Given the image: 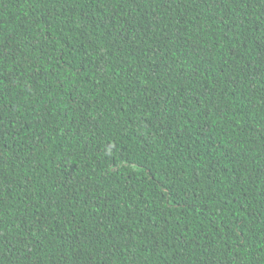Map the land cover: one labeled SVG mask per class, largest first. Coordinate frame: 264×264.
<instances>
[{
  "label": "trees",
  "instance_id": "1",
  "mask_svg": "<svg viewBox=\"0 0 264 264\" xmlns=\"http://www.w3.org/2000/svg\"><path fill=\"white\" fill-rule=\"evenodd\" d=\"M0 264H264V0H0Z\"/></svg>",
  "mask_w": 264,
  "mask_h": 264
}]
</instances>
